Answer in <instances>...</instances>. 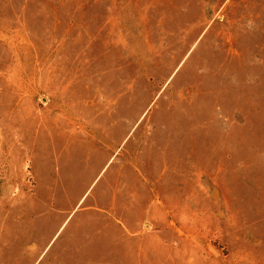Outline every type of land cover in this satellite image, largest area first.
<instances>
[{
	"label": "rangeland",
	"instance_id": "374dc122",
	"mask_svg": "<svg viewBox=\"0 0 264 264\" xmlns=\"http://www.w3.org/2000/svg\"><path fill=\"white\" fill-rule=\"evenodd\" d=\"M0 264H264V0H0Z\"/></svg>",
	"mask_w": 264,
	"mask_h": 264
},
{
	"label": "crops",
	"instance_id": "0c3cea01",
	"mask_svg": "<svg viewBox=\"0 0 264 264\" xmlns=\"http://www.w3.org/2000/svg\"><path fill=\"white\" fill-rule=\"evenodd\" d=\"M92 206H90L89 204L85 203V205L83 206V211L81 213L88 215L90 213V211H92ZM74 213V212H73ZM85 236H99V234L97 232H94L93 234L87 235L85 233Z\"/></svg>",
	"mask_w": 264,
	"mask_h": 264
}]
</instances>
